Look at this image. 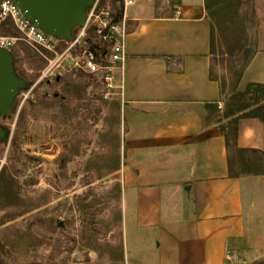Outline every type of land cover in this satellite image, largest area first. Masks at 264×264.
<instances>
[{
	"label": "crops",
	"instance_id": "crops-1",
	"mask_svg": "<svg viewBox=\"0 0 264 264\" xmlns=\"http://www.w3.org/2000/svg\"><path fill=\"white\" fill-rule=\"evenodd\" d=\"M206 2L135 0L127 9V59L113 71L123 130L116 170L123 264H227L228 253L237 264H264V173L253 172L255 162L264 167L261 155L249 152H264V122L239 120L242 154L228 150L217 123L208 124L224 94L211 77ZM113 10L122 18L123 3ZM250 83H264V46L238 90ZM230 155L239 176L231 173Z\"/></svg>",
	"mask_w": 264,
	"mask_h": 264
},
{
	"label": "rangeland",
	"instance_id": "rangeland-1",
	"mask_svg": "<svg viewBox=\"0 0 264 264\" xmlns=\"http://www.w3.org/2000/svg\"><path fill=\"white\" fill-rule=\"evenodd\" d=\"M121 1L106 0L116 13ZM215 4V36L223 34V41L214 71L225 87L212 114L224 127L238 73L264 46V0ZM0 34L18 38L13 51L24 79L13 107L0 115L8 129L0 140V264H123V188L116 172L123 130L113 72L110 81L104 69L47 76L66 44H58L59 54L46 49L11 21ZM238 44L244 52L226 54Z\"/></svg>",
	"mask_w": 264,
	"mask_h": 264
},
{
	"label": "built area",
	"instance_id": "built-area-1",
	"mask_svg": "<svg viewBox=\"0 0 264 264\" xmlns=\"http://www.w3.org/2000/svg\"><path fill=\"white\" fill-rule=\"evenodd\" d=\"M122 3V18H118L106 0H97L88 12L85 25L75 30L76 38L73 41L59 40L44 33L27 20L19 6L10 0L1 3L0 28L11 21L28 40L46 49L58 52V54V44L67 45L45 74L47 76L56 75V70L72 71L81 69L96 74L104 69L106 80L110 81L109 73L119 66L122 68L127 59V9L135 3V0H122ZM17 41V37L0 34V46L10 51L13 50ZM90 45H100L101 47L92 48ZM227 259V264H237L231 253H228Z\"/></svg>",
	"mask_w": 264,
	"mask_h": 264
},
{
	"label": "water",
	"instance_id": "water-1",
	"mask_svg": "<svg viewBox=\"0 0 264 264\" xmlns=\"http://www.w3.org/2000/svg\"><path fill=\"white\" fill-rule=\"evenodd\" d=\"M5 0H0L1 3ZM19 6L24 17L44 33L59 40L73 41L78 27L85 25L89 10L97 0H10ZM24 79L16 72L12 51L0 46V115L9 111ZM8 129L0 123V140L6 139ZM60 226L64 223L60 222Z\"/></svg>",
	"mask_w": 264,
	"mask_h": 264
},
{
	"label": "trees",
	"instance_id": "trees-1",
	"mask_svg": "<svg viewBox=\"0 0 264 264\" xmlns=\"http://www.w3.org/2000/svg\"><path fill=\"white\" fill-rule=\"evenodd\" d=\"M217 0H207L206 2V8L208 12V17L212 20V26H213V35H212V55L214 57L215 53L218 52V50L222 51V41H223V34L221 36H215V28L217 26L216 22V17H215V12H214V5ZM242 44V43H241ZM241 44H238V49L236 51H228L226 54L234 55L237 56L240 52L245 51V47L242 46ZM12 53L15 56L16 60V55L14 51L12 50ZM224 54V52L222 53ZM255 52L249 57L247 62L244 64L242 69L238 73V78L236 82V86L232 89L230 93V97L228 102L226 103L225 110H224V117L227 119H231L230 122L228 123L227 126L221 127L222 131L224 132L227 140V146L228 150H235L236 152L242 154L245 153L247 150L240 149L237 146V138H238V133H239V128H238V123L239 120L242 118H259L261 121L264 122V83H250L247 88L244 91L238 90V85L240 83L241 77L251 62ZM214 61L215 58H213V64H212V70H211V77L214 79H218V76L215 74L214 71ZM16 72L19 74L18 68L16 66ZM222 87V92L224 94V85L221 83ZM218 108V104L216 105ZM214 123H217L215 118L213 116H208V124L212 125ZM249 152L261 155V158H258V165L260 163L263 164L264 167V152H261L259 150H249ZM253 163L250 162H244V168H250ZM256 167L253 169V172L259 171L261 173H264V169L262 171L257 169V163L255 162ZM234 161H233V156L230 155V169L232 175L239 176L240 172L239 170L235 169L234 167Z\"/></svg>",
	"mask_w": 264,
	"mask_h": 264
}]
</instances>
